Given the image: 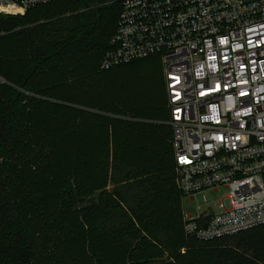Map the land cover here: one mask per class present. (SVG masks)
I'll return each instance as SVG.
<instances>
[{
  "label": "trees",
  "instance_id": "16d2710c",
  "mask_svg": "<svg viewBox=\"0 0 264 264\" xmlns=\"http://www.w3.org/2000/svg\"><path fill=\"white\" fill-rule=\"evenodd\" d=\"M120 10L0 15V264H264V225L184 232L160 57L100 66Z\"/></svg>",
  "mask_w": 264,
  "mask_h": 264
},
{
  "label": "built area",
  "instance_id": "2783aa9c",
  "mask_svg": "<svg viewBox=\"0 0 264 264\" xmlns=\"http://www.w3.org/2000/svg\"><path fill=\"white\" fill-rule=\"evenodd\" d=\"M54 0H0L24 15ZM159 56L176 185L220 212H183L187 235L209 240L264 225V0H121L101 68ZM0 82H4L0 78Z\"/></svg>",
  "mask_w": 264,
  "mask_h": 264
},
{
  "label": "rangeland",
  "instance_id": "374dc122",
  "mask_svg": "<svg viewBox=\"0 0 264 264\" xmlns=\"http://www.w3.org/2000/svg\"><path fill=\"white\" fill-rule=\"evenodd\" d=\"M107 189H112V184H108ZM227 193L228 189L225 186H218L217 188L205 190L203 192L206 200L204 205L200 204L197 197L189 198L183 196L182 210L185 215H190L192 217H195L199 212L203 211L206 206L210 207L211 212L218 213L221 210L219 205L222 202V198L226 196Z\"/></svg>",
  "mask_w": 264,
  "mask_h": 264
}]
</instances>
